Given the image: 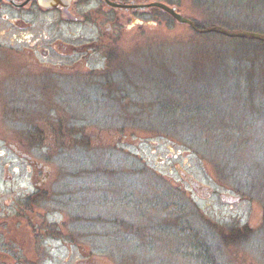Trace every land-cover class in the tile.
<instances>
[{
  "label": "rangeland",
  "instance_id": "374dc122",
  "mask_svg": "<svg viewBox=\"0 0 264 264\" xmlns=\"http://www.w3.org/2000/svg\"><path fill=\"white\" fill-rule=\"evenodd\" d=\"M153 1L176 7L201 27L224 21L234 30L264 34V0ZM143 20L149 27L124 33L92 54L71 81H42L14 65L2 81L12 136L23 135L26 119L29 127L46 120L57 126L43 134L44 145L29 148L60 175L57 205L67 215L75 250L68 256L60 244L57 259L44 264H72L84 254L98 264H264V40L234 37L233 43L216 33L200 35L156 8L153 18ZM240 39L247 42L238 44ZM203 44L211 54L200 53ZM243 44L254 55L248 70L247 61L235 57ZM190 47L199 58L228 56L242 69L238 81H173L166 66L155 71L166 58L181 61L179 54ZM188 101L195 117L211 114L210 123L204 119L209 127L232 128V139L210 137L201 144L206 160L184 145L186 137L161 126L171 105ZM55 113L58 119L50 115ZM10 155L0 173H25L24 163ZM181 172L213 194L199 195ZM221 194L239 201L224 202ZM153 204L163 207L160 213ZM148 220L150 227L157 221L181 231L171 243L161 225L158 238L152 228L141 230Z\"/></svg>",
  "mask_w": 264,
  "mask_h": 264
},
{
  "label": "flooded vegetation",
  "instance_id": "af4514ba",
  "mask_svg": "<svg viewBox=\"0 0 264 264\" xmlns=\"http://www.w3.org/2000/svg\"><path fill=\"white\" fill-rule=\"evenodd\" d=\"M152 1L0 0V92L13 65L42 81H71L77 67L86 70L92 54L103 53L124 33L149 27L143 17L153 18L155 8L140 5ZM3 97L0 93V165L8 167L13 154L25 173H0V264H44L58 256L60 244L74 256L75 236L65 229L67 215L57 205L60 175L50 173L49 164L29 148L44 145L43 134L55 133L57 126L41 120L29 127L26 119L23 135L12 136V110ZM72 264L98 263L84 254Z\"/></svg>",
  "mask_w": 264,
  "mask_h": 264
},
{
  "label": "trees",
  "instance_id": "16d2710c",
  "mask_svg": "<svg viewBox=\"0 0 264 264\" xmlns=\"http://www.w3.org/2000/svg\"><path fill=\"white\" fill-rule=\"evenodd\" d=\"M219 25H222V27L224 28H229L228 26H225L226 23L224 21H219L218 23ZM197 29H201L204 28L203 26L201 27L200 24H195ZM230 30H234L232 28H229ZM196 31V30H195ZM197 32V31H196ZM216 32H211V33H205L207 34H213ZM199 34V32H198ZM203 33H201L200 35H205ZM218 34V33H216ZM218 35H222V34H218ZM223 36V35H222ZM228 38L229 41L235 43L234 41L237 38H230V37H225V39ZM249 39V38H248ZM234 40V41H233ZM245 42H247V39H243ZM240 39V41H238V44L243 43L244 41ZM252 40V39H251ZM253 46L255 45V41H250ZM249 44V46H251ZM201 48L198 46V48L201 50L200 53L202 54H211L209 51V49H207V47H205V45H200ZM204 49H207L206 52H204ZM179 52H182L179 50ZM179 52H177L176 54H179ZM222 52V50H221ZM220 52V53H221ZM222 54V53H221ZM210 57H198V54L196 53V51L193 49V47H190L189 49H185L183 51V53L179 54V57L181 58V61L176 62V64L174 63L173 57L171 59L166 58L165 60H161L162 62L159 64V66H155V71H159L163 66H166V69L164 67V72H166V75H170L173 76V81H177L183 79L184 76H186V80L185 81H230V78L236 77L237 81H238V76L241 73L242 69L238 68V65L235 66V64H233V60H229L230 58H228V56L225 55H209ZM212 57V58H211ZM214 57V58H213ZM236 59H239L241 61L246 62L245 65H247L246 69L248 70V65L250 66V64H252L253 62V57L254 55L251 54V52L249 51L248 47L246 46V44H243L241 47H239L237 54L235 55ZM246 69H245V75L246 74ZM168 71V73H167ZM179 77V78H178ZM153 81H161L157 78H153ZM193 87V86H191ZM205 87H208L207 84H205ZM191 94V93H188ZM204 95L211 97L208 95V93H204ZM205 99V97H203ZM186 101V100H185ZM172 103V102H171ZM170 103V104H171ZM186 106H185V105ZM177 105V106H176ZM176 105H171L166 112H170L171 114H169V117L166 118L165 120H163L162 122L165 123V121H167V123H165L164 126L165 128H167L168 130H172V131H176L175 136H179L180 134H182L183 137H186V141L188 142V144L184 145L188 146L187 148L190 150H193L195 153H197V155H199L202 158L203 157V149L201 147V144H206L207 139H209L210 137L213 138H218L219 136H224L227 137L228 139H232L231 133H232V128L227 126V123L225 125H221L220 127L222 129H215V128H211L209 126H212V124H209L211 121V114L209 116V118H207V115H204L203 117H195V115L193 114V112L195 111V109L193 110V105H191V102L188 101L187 103L184 102L181 105L184 106H180V104H176ZM178 111V112H177ZM183 113H187L186 115H182ZM191 115V116H189ZM214 117H218V116H214ZM199 119L198 122L195 123V119ZM208 119L209 123H204V119ZM171 125V128L169 127ZM188 126H190L191 128H189ZM215 129V130H214ZM171 131V132H172ZM174 134V133H173ZM186 136H185V135ZM210 134V135H209ZM230 137V138H229ZM178 138V137H177ZM198 144V145H197ZM215 142H211L208 143L207 148H210L212 146H214ZM205 159V158H204ZM206 160V159H205ZM154 203V202H153ZM154 206V204H153ZM152 206V207H153ZM154 211L155 213H160V211H158V209L163 208L160 204L158 206H154ZM174 208V207H172ZM171 211V210H170ZM156 220H158L156 218ZM160 220V219H159ZM153 220H148L146 221V223L144 221H142L141 225L143 228H141V230L145 231L146 226L149 228H152V230H155V237L158 238V235L160 236V234L157 232V225H161L160 228L163 229V231H167L168 233L170 232V235L167 234V236H169L171 243L175 240L176 235L179 231H181L179 228H174L172 227L171 230L167 229V226H165L163 224V222H160L158 224V222H155V226L150 227L148 226V223L152 222ZM162 223V224H161ZM145 227H144V226ZM151 230V229H150ZM140 231V229H139ZM183 231V230H182ZM160 232V231H159ZM162 233V232H161ZM164 236V234H162ZM155 241L157 239H154Z\"/></svg>",
  "mask_w": 264,
  "mask_h": 264
},
{
  "label": "water",
  "instance_id": "95a60500",
  "mask_svg": "<svg viewBox=\"0 0 264 264\" xmlns=\"http://www.w3.org/2000/svg\"><path fill=\"white\" fill-rule=\"evenodd\" d=\"M141 8L144 7H154V8H159L160 11L168 14L171 18H173L174 20H176L178 23L180 24H186L191 26V28H193L194 30H196L199 33H211V32H216L218 34H222L225 37H237V38H253V39H257V40H264V34L258 33V32H254V31H249V30H228L222 26L219 25H211L209 27H204L201 29H197L195 23L183 16L181 13H179L176 9V7L174 6H168V4H165L163 2L160 1H152L148 4H144V5H140ZM180 177H182L184 179L185 182H187L189 184V187H191L193 190H195L197 193H199V195H208L211 194L212 189L210 187L204 186L201 183H199L198 181H196L193 177H191L190 175L181 172L180 173ZM220 198L222 199V201L227 202V203H234L239 201L238 197H233L231 195H227V194H221Z\"/></svg>",
  "mask_w": 264,
  "mask_h": 264
}]
</instances>
